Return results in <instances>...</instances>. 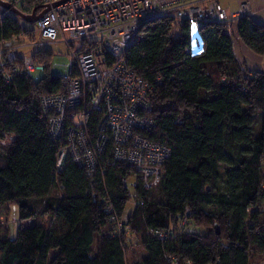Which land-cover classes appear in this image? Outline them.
<instances>
[{
	"label": "trees",
	"instance_id": "obj_1",
	"mask_svg": "<svg viewBox=\"0 0 264 264\" xmlns=\"http://www.w3.org/2000/svg\"><path fill=\"white\" fill-rule=\"evenodd\" d=\"M22 20L0 15V42L32 38L33 28ZM232 24L238 40L264 56V24L250 14L201 22L199 51L191 46L192 24L156 15L126 49L127 66L151 88L153 126L139 133L169 148L149 189L131 164L114 158L111 138L88 167L72 158L66 126L58 136L49 132L52 111L40 98L66 91L50 71L49 48L32 53L43 72L22 70L19 52L6 62L0 71V205L31 210L37 253L27 256L19 236L7 233L0 238V264H47L55 245L64 251L63 264H145L135 246L149 264H250L253 245L264 252V215L255 210L264 201V72L238 64ZM234 102L242 123L227 112ZM214 104L222 115L195 156L197 131L213 118ZM87 109L84 132L95 145L102 111ZM50 214L62 223L60 231L50 227Z\"/></svg>",
	"mask_w": 264,
	"mask_h": 264
},
{
	"label": "built area",
	"instance_id": "obj_2",
	"mask_svg": "<svg viewBox=\"0 0 264 264\" xmlns=\"http://www.w3.org/2000/svg\"><path fill=\"white\" fill-rule=\"evenodd\" d=\"M0 1L25 16L42 13L32 22L36 38L29 45L18 44L14 36L10 41L0 42V71L5 70L6 62L15 59L23 46L36 50L63 44L69 60L54 69L65 82L66 91L40 98L45 110L52 111L49 132L58 136L66 126L67 148L72 158L88 167H93L97 151L102 152L111 138L114 158L131 164L146 189L158 183L169 148L139 133L153 126L147 114L151 109V88L127 66L126 49L138 39L144 21L156 15H172L193 24L196 21L228 23L251 13L247 0H236L237 9L229 12L220 0ZM7 12L3 9L0 15ZM20 55L22 70L44 71L32 55ZM87 107L102 111L98 137L101 142L95 145L89 144L84 132L85 113L90 110ZM68 119L72 125L67 127ZM62 156L63 153L58 164ZM116 224L121 225L119 221Z\"/></svg>",
	"mask_w": 264,
	"mask_h": 264
},
{
	"label": "rangeland",
	"instance_id": "obj_3",
	"mask_svg": "<svg viewBox=\"0 0 264 264\" xmlns=\"http://www.w3.org/2000/svg\"><path fill=\"white\" fill-rule=\"evenodd\" d=\"M220 1L223 7L228 12L235 11L237 9L236 0H220ZM1 10H3V8L0 7V11ZM251 17L255 19L257 22L264 24V7L252 11ZM21 22L26 27L33 28L32 22H26L24 20H22ZM200 24H201L200 21H196L192 24L191 46L194 51H199L202 46L200 39L196 37L198 33L197 29ZM228 31H231L233 43H239L238 45H241L240 42H238L236 24H232L231 27H228ZM35 38H36V33H34L32 38L26 36L18 39L16 42H18V44L24 43L26 45H29L28 43L33 42ZM46 47L52 51L50 71L54 73H58V70H55L54 68L64 66L69 60L66 52V48L64 47L63 44L60 43L51 44ZM20 49L21 50L18 52L25 55H32L34 51L32 48L25 46H23ZM240 53L241 52H239V54ZM240 56H241L239 57L240 62L239 61L237 62L241 67L246 66L250 71L261 70L264 72V56H260L255 53L253 54L250 53L249 55L250 58L247 56L245 58L243 55ZM214 107H215V114L213 118L208 121V123L204 126L203 129L197 131L199 139L194 148L195 156H197L202 152L204 144L212 136L213 131L222 115L220 111L216 108L215 104ZM241 110H242L241 105H239L237 102H234L228 108L227 112L229 114L231 111H235L238 114V115H234L233 122L242 123L243 116L241 115ZM260 117H261L260 115L256 116L257 122L260 120ZM0 163H3V159L1 158V156H0ZM131 208H132V204L127 203L125 208V213L127 214ZM255 210L258 211L259 218L261 219L262 216L264 215V201H260L257 207L255 208ZM31 214H32L31 210L26 208H18L16 205H0V238L5 236L7 233H9L10 236H14L15 234H17L24 243L25 254L27 256L36 255L37 253L34 243V238L31 231V227L36 223V220L32 217ZM186 219H188V216L184 218L182 222L185 223ZM180 222L181 221H179V223ZM182 222L181 224H183ZM49 225L52 229L56 231H60L62 229V223L57 221L52 214H50L49 217ZM95 238H97V236H95ZM93 248H95V245H93ZM134 249H136V257L137 258L140 257L145 264H149V260L146 252L141 247L135 246ZM63 257H64V251L55 245L50 249L48 253L47 264H63ZM250 264H264V252L260 251L256 245H253Z\"/></svg>",
	"mask_w": 264,
	"mask_h": 264
},
{
	"label": "crops",
	"instance_id": "obj_4",
	"mask_svg": "<svg viewBox=\"0 0 264 264\" xmlns=\"http://www.w3.org/2000/svg\"><path fill=\"white\" fill-rule=\"evenodd\" d=\"M247 1L249 2L250 7H251L250 16L252 15V11H255L256 9H260L261 7H264V0H247ZM238 42H240V41L238 40ZM238 44L239 43H234V45H233V51H234V54H235L237 61H239V57H241L240 55H243L246 58V56L249 57L250 53L253 54V52L247 46H245L243 43L240 42L241 45H238ZM239 52H241V53L239 54ZM252 57H253V55H252Z\"/></svg>",
	"mask_w": 264,
	"mask_h": 264
},
{
	"label": "water",
	"instance_id": "obj_5",
	"mask_svg": "<svg viewBox=\"0 0 264 264\" xmlns=\"http://www.w3.org/2000/svg\"><path fill=\"white\" fill-rule=\"evenodd\" d=\"M57 4V3H55ZM0 7L5 9V10H9L11 11L12 13H14L15 15L19 16L21 19H23L24 21L26 22H34L38 16H40L42 13H39L38 15H35V14H32L30 16H25L23 14H21L20 12H18L16 9H14L13 7H11L10 5L6 4V3H3L0 1ZM65 158V155L62 156V160ZM61 160V161H62ZM62 162H60L61 164Z\"/></svg>",
	"mask_w": 264,
	"mask_h": 264
}]
</instances>
